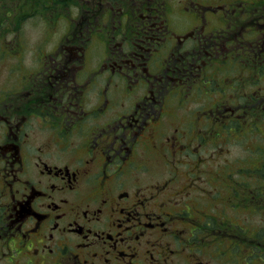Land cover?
Listing matches in <instances>:
<instances>
[{"label": "flooded vegetation", "instance_id": "obj_1", "mask_svg": "<svg viewBox=\"0 0 264 264\" xmlns=\"http://www.w3.org/2000/svg\"><path fill=\"white\" fill-rule=\"evenodd\" d=\"M15 1L47 44L0 91V264H264L253 161L208 168L263 128L264 0Z\"/></svg>", "mask_w": 264, "mask_h": 264}, {"label": "rangeland", "instance_id": "obj_2", "mask_svg": "<svg viewBox=\"0 0 264 264\" xmlns=\"http://www.w3.org/2000/svg\"><path fill=\"white\" fill-rule=\"evenodd\" d=\"M22 1V0H19ZM15 0H0V6L1 8L8 9V12L4 15V22L0 24V91L1 89L11 87V84L14 82L12 81L14 78V75H16L17 71L16 68L18 67V61L23 63L24 65L28 66L29 64L34 63L35 59L38 57L37 54V48L42 47L47 44V42H44V36L46 31L44 30V24L42 19H40L38 16L34 18V16L29 17V20H23L19 21V23L16 25L19 29L15 28L12 23V17L14 15V7L16 5ZM22 6V5H20ZM11 8H12V14H11ZM11 14L10 21L7 20L9 15ZM19 30L20 33L16 31V33L12 31ZM57 36H53L50 38V41L52 42L55 40ZM10 45V46H9ZM13 50H8L9 47H13ZM21 54V55H19ZM260 79L258 82L254 83L251 86V89H258V87H264V73L260 74ZM201 105V104H200ZM263 128H261V131H249L248 133H244L241 135L238 133V138L235 139L231 144L229 143L228 146L224 149L217 148L216 153L214 151L206 150V154L209 153H215L214 154V161L213 165L208 166L210 168V173L215 172L216 169H219V167L223 166L225 169L227 166L225 165V162H227V158L229 160H232V157L237 159L238 167L245 164V162H255V163H261L264 161V123H262ZM237 134V133H235ZM256 139L260 142L257 143ZM221 149V150H220ZM218 152H225V154H221ZM206 166V167H207ZM220 170V169H219ZM235 173V171H234ZM204 174L209 177L213 184L216 185L219 183V179L213 178L205 169ZM203 174V175H204ZM246 178H255V176L251 173L249 175H245ZM205 179V177H204ZM203 179V180H204ZM232 180H236L237 178L231 177ZM261 183H264V177L259 179ZM254 182H258V180H253ZM242 188H240L239 196L242 200V194H241ZM229 192V191H228ZM225 188H221V195H224V198L229 200V193ZM225 200V201H227ZM222 201V200H221ZM232 205L230 206L233 209L241 210L242 205H238L237 202L231 201ZM254 202H262L261 199L255 198ZM258 204V203H257ZM178 205L177 203L175 204ZM264 204L259 206V209L256 211V213L252 214V217L255 221L254 224L258 225V230L261 232V234H264ZM231 219L233 220H242L246 221L247 223L251 221L249 219L247 214L242 215V218L236 217L233 213L230 214ZM244 224V223H243ZM233 257L235 260H240V264L242 263L243 256L238 252L235 251L233 254ZM215 264H222L219 261L215 260ZM224 264H230V263H224Z\"/></svg>", "mask_w": 264, "mask_h": 264}, {"label": "trees", "instance_id": "obj_3", "mask_svg": "<svg viewBox=\"0 0 264 264\" xmlns=\"http://www.w3.org/2000/svg\"><path fill=\"white\" fill-rule=\"evenodd\" d=\"M8 12V9L6 8H1L0 6V24L4 22V15Z\"/></svg>", "mask_w": 264, "mask_h": 264}]
</instances>
